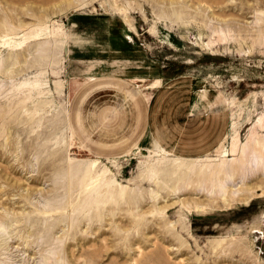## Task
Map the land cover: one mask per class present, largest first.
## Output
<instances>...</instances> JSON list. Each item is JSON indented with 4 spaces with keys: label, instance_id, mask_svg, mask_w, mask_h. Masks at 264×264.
I'll return each mask as SVG.
<instances>
[{
    "label": "rangeland",
    "instance_id": "rangeland-1",
    "mask_svg": "<svg viewBox=\"0 0 264 264\" xmlns=\"http://www.w3.org/2000/svg\"><path fill=\"white\" fill-rule=\"evenodd\" d=\"M263 152L264 0H0V264H264Z\"/></svg>",
    "mask_w": 264,
    "mask_h": 264
},
{
    "label": "bare ground",
    "instance_id": "bare-ground-1",
    "mask_svg": "<svg viewBox=\"0 0 264 264\" xmlns=\"http://www.w3.org/2000/svg\"><path fill=\"white\" fill-rule=\"evenodd\" d=\"M256 147V146H255ZM264 153V152H263ZM160 155L161 156H166L167 154H165L164 152H160ZM245 155H246V153H245ZM157 157V156H156ZM248 157V156H247ZM158 158V157H157ZM161 158V157H160ZM246 158V157H245ZM249 158V157H248ZM261 159V158H260ZM245 161V160H244ZM252 161V160H251ZM250 162V161H249ZM246 163V162H245ZM258 163L259 164H261L262 162H261V160H259L258 159ZM234 164V163H233ZM239 164H241V163H239ZM258 165V164H257ZM256 166V165H255ZM263 166V165H262ZM193 169H195V168H193ZM230 169V168H229ZM256 169H257V167H256ZM210 170H211V168H210ZM194 171V170H193ZM196 171V170H195ZM203 171V170H202ZM223 171V170H222ZM234 171V170H233ZM221 172V171H220ZM203 173H204V171H203ZM211 173V172H210ZM216 173V172H215ZM223 173V172H222ZM205 174V173H204ZM217 174V173H216ZM199 175H201V174H199ZM213 175V174H212ZM186 176V175H185ZM204 176V175H203ZM210 176V175H209ZM182 177H184L183 175H182ZM227 178L228 179H230V176H228L227 175ZM203 180V179H202ZM208 180V179H207ZM227 181V180H226ZM180 182H183L184 183V187H182V188H191V184L193 183H197L196 185H195V188L198 190L199 189V191L201 192L202 190H205V191H207V190H209V189H205L204 188V186L202 185L203 183H201V178H199L198 177V175L197 176H195V179H192L191 178V176L190 175H188V176H186V177H184V179H177V183H176V187H175V189L177 188V184H180ZM229 182V181H228ZM214 183H216V182H214ZM208 184H210L209 182H208ZM206 185V184H205ZM216 185V184H215ZM180 186V185H179ZM179 188V190H182V188L181 187H178ZM221 189L222 190H224L225 191V189L224 188H222L221 187ZM195 190V189H194ZM213 191V189H210V192H212ZM197 192V191H196ZM227 192V191H226ZM2 225V224H1ZM1 230H2V228L0 229V232H1ZM3 232V231H2ZM7 242H8V240H7ZM220 244H221V242H220ZM26 246V245H25ZM21 249H22V247H21ZM14 255V254H13ZM19 257V256H18ZM23 257H25V256H23ZM46 258V257H45ZM20 260V259H19ZM23 260H24V258H23ZM25 263V262H24ZM29 264V263H28ZM133 264V263H132Z\"/></svg>",
    "mask_w": 264,
    "mask_h": 264
},
{
    "label": "crops",
    "instance_id": "crops-1",
    "mask_svg": "<svg viewBox=\"0 0 264 264\" xmlns=\"http://www.w3.org/2000/svg\"><path fill=\"white\" fill-rule=\"evenodd\" d=\"M137 100H138V98H136ZM153 100V99H152ZM132 101H134V100H132ZM139 101V103L141 102V100H138ZM137 102H136V100L134 101V103L133 104H136ZM164 152L165 154H167L166 156H168V157H170V154H168V153H166V151H164L163 149H161L160 147H158V146H156L155 147V150H154V152ZM177 159H184V158H177ZM169 178V177H168ZM28 249H33L32 247L31 248H28ZM36 249V248H35ZM35 249H33V250H35ZM30 256V255H29ZM48 263H50V261L48 262Z\"/></svg>",
    "mask_w": 264,
    "mask_h": 264
}]
</instances>
